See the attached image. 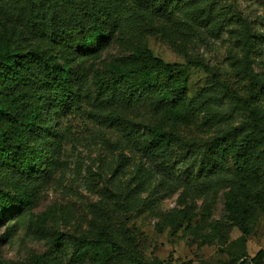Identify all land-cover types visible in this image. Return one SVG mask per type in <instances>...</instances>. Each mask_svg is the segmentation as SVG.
I'll use <instances>...</instances> for the list:
<instances>
[{"label": "rangeland", "instance_id": "374dc122", "mask_svg": "<svg viewBox=\"0 0 264 264\" xmlns=\"http://www.w3.org/2000/svg\"><path fill=\"white\" fill-rule=\"evenodd\" d=\"M4 1L15 5L13 0ZM232 2L264 36V0ZM43 10L48 12L41 8V14ZM34 21L35 34L26 35L29 44L52 48L55 44L53 50L59 58L65 44L76 51L73 82L80 110H73L62 120L71 131L65 144L64 168L39 191L31 207L3 219L0 260L28 264L52 251L54 258L46 264H93L89 257L83 260L71 257L73 242L79 238L93 239L100 231L110 233L122 252L118 260L110 259L109 264H129L125 258L129 252H137L148 262L158 258L163 264H239L242 261L252 264L258 252L264 253V209L255 199V194L264 188V160L261 164L250 160L247 163L250 177L240 179L234 174L231 158L226 156L222 162L224 175L228 176L226 185L203 196L187 194L183 200L182 187L164 192L156 187L155 181L153 189L161 196L153 209H129L124 200L140 161V152L123 139L120 125L123 127L124 121L144 134L148 133L149 125L162 121L164 128L179 135L184 145L191 139L205 144L224 135L230 138L241 124L250 138L258 136L259 128L251 130L248 115L237 109L222 87L233 84L232 58L241 53L234 31L215 32L204 26L189 29L178 17L143 22L126 34L117 22L113 34L98 39L92 45L94 49L83 54L78 49L80 35L72 36L46 15L43 20L34 17ZM20 28H16V36L25 30L23 25ZM139 47L149 48L165 62L185 65L189 60H202L215 69L217 80L201 68L183 67L188 74L187 95L195 114L189 123H175L167 115H153L143 109L120 108L111 99L97 102L96 81L104 80L112 59L128 56ZM260 60L263 62L253 64L259 74L264 70V56ZM205 99L219 110L210 122L204 120L201 107ZM175 152L182 161L179 172L183 176L196 173L199 153L190 152L184 146L175 148ZM168 154L161 153L171 165L173 158ZM230 189L237 192L240 208L253 206L252 214L244 216L242 210L235 215L230 212L227 196ZM148 194L145 191L141 196ZM42 213L45 217L39 227L38 215ZM58 233L62 234L63 243L54 248L52 243Z\"/></svg>", "mask_w": 264, "mask_h": 264}, {"label": "trees", "instance_id": "16d2710c", "mask_svg": "<svg viewBox=\"0 0 264 264\" xmlns=\"http://www.w3.org/2000/svg\"><path fill=\"white\" fill-rule=\"evenodd\" d=\"M13 1L15 5L11 6L0 0V225L6 216L31 207L39 191L64 168L65 144L71 131L62 120L73 110H80L73 82L76 51L65 44L59 58L53 50L55 44L53 48L29 44L26 35L35 34L34 17L43 20L46 15L72 36L80 35L78 49L83 54L94 49L92 45L98 39L113 34L117 22L126 34L143 22L178 17L189 29L204 26L215 32L234 31L241 53L232 58L233 84L222 87L237 109L248 115L251 130L259 128L258 136L250 138L241 124L230 138L224 135L205 144L191 139L184 145L179 135L164 128L162 121L149 125L147 134L127 121L122 122L123 139L140 152V161L124 196L129 209L156 207L161 195L153 189L155 181L156 187L164 192L182 187L181 199L186 200L187 194L203 196L226 185L228 176L224 175L222 165L226 156L231 158L234 174L240 179L250 177L247 175L250 160L258 164L264 160V70L259 74L253 67L254 63L263 62L260 58L264 56V36L232 0ZM41 8L48 12L43 10L41 14ZM21 25L25 30L16 36V28L21 29ZM184 66L201 68L213 80L218 79L215 69L205 61L189 60L185 65L169 63L149 48L139 47L128 56L112 59L104 80L96 81L97 102L111 99L120 108L143 109L153 115H167L175 123H189L195 114L187 95L188 74ZM201 107L207 122L219 113L206 99ZM234 138L239 142L232 141ZM183 146L199 153L196 173L186 176L179 172L182 161L175 152V148ZM163 151L172 156L171 165L161 155ZM145 191L149 194L142 197ZM227 196L232 214L240 210L244 216L252 214L253 206L240 208L237 192L230 189ZM255 199L264 209V188L255 194ZM44 217V213L38 215L39 227ZM62 243V234L58 233L52 246L57 248ZM52 254V251L46 252L28 264H46L54 258ZM121 256L117 241L106 231H100L93 239H76L71 254L75 260L89 257L93 264H109L110 259L118 260ZM125 258L129 264H163L158 258L148 262L137 252H129ZM250 263L264 264V253L258 252ZM0 264L21 263L0 260Z\"/></svg>", "mask_w": 264, "mask_h": 264}]
</instances>
